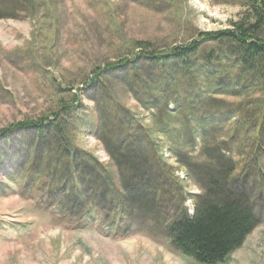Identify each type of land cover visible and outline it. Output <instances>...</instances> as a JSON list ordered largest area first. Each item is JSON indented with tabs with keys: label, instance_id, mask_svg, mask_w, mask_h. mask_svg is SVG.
I'll use <instances>...</instances> for the list:
<instances>
[{
	"label": "trees",
	"instance_id": "trees-1",
	"mask_svg": "<svg viewBox=\"0 0 264 264\" xmlns=\"http://www.w3.org/2000/svg\"><path fill=\"white\" fill-rule=\"evenodd\" d=\"M14 2L30 4V0ZM240 5L241 15L229 27L196 31L182 44L157 47L149 40L128 38L124 43L122 37L123 45L115 53H120L119 59L91 66L82 81L83 87L100 88L102 99L95 100L94 121L84 126L88 114L83 108L88 106L82 103V90L66 80L65 87L54 90L56 104L47 114L0 128V164L7 162L11 148L18 149L9 160L8 175L17 173L22 188L31 191L39 205L64 218L77 215L78 222L85 223L105 202L116 199L123 209L127 197L153 198L164 181L170 180V187L175 184L170 168L146 156L137 157L132 150L151 149L161 140L177 162L185 151H194L198 154L192 162L182 166L199 191L190 196L193 212L184 207L179 190L165 234L176 250L197 264H226L258 225V218L240 184L243 152L223 146L227 137L209 138L206 146L205 135L210 125L225 122L227 131L225 125L219 128L227 136H245L253 130L256 140L261 136L257 127L264 122V0H241ZM104 72L124 75L133 99L139 102L141 96L149 112L147 127L152 133L148 139H138L143 126L106 85ZM205 107L210 112L197 116L196 110L205 111ZM185 109L188 113L182 115ZM115 125L120 129H113ZM243 125L249 129L243 130ZM77 129L96 136L112 168L76 144Z\"/></svg>",
	"mask_w": 264,
	"mask_h": 264
},
{
	"label": "rangeland",
	"instance_id": "rangeland-1",
	"mask_svg": "<svg viewBox=\"0 0 264 264\" xmlns=\"http://www.w3.org/2000/svg\"><path fill=\"white\" fill-rule=\"evenodd\" d=\"M240 2L30 0L29 5H17L14 0H0V128L47 114L56 104L54 90L65 87L66 80H73L74 87L82 90V103L88 106L83 108L88 114L84 126L92 123L95 100L102 96L99 87H83L82 81L91 66L119 59L120 53H115L123 45L122 37L124 43L128 38L149 40L157 47L182 44L196 31L229 27L230 21L241 15ZM122 78L116 73H103L106 85L126 108L134 111L143 126L138 139H148L152 133L147 127L149 112L145 111L141 96L139 102L133 99ZM210 110L205 107V111L196 110V114L202 117ZM187 113L185 109L182 115ZM82 117L83 114L79 116ZM221 125L227 131L229 124L225 122L209 126L205 144L209 138H228L223 146L232 152H243V161L242 157L238 159L242 161L238 168L242 171L240 184L258 218V225L231 253L226 264H264V122L257 127L261 136L256 140L252 139L253 130L245 136H227L226 131L220 130ZM112 128L118 130L120 126ZM242 128L249 129L248 125ZM77 130L76 144L112 168L113 162L96 136L88 130ZM156 149L162 159L156 157ZM17 151L11 148L7 162L0 164V264H197L170 244L165 228L176 210L179 190L184 207L188 213L193 212L190 196L199 191L182 166L191 163L198 153L187 150L177 162L161 140L151 149L132 150L137 157L146 156L170 168L175 184L170 187V180L164 181L153 198L146 194L127 197L123 209L116 199L105 202L89 221L79 223L77 215L64 218L39 205L34 194L22 188L17 173L8 175L12 167L9 160ZM115 181L119 182L118 174Z\"/></svg>",
	"mask_w": 264,
	"mask_h": 264
}]
</instances>
